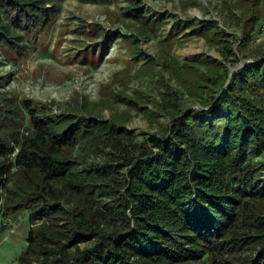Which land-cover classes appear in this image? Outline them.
I'll return each mask as SVG.
<instances>
[{
    "label": "trees",
    "instance_id": "obj_1",
    "mask_svg": "<svg viewBox=\"0 0 264 264\" xmlns=\"http://www.w3.org/2000/svg\"><path fill=\"white\" fill-rule=\"evenodd\" d=\"M59 2L0 0L7 61L26 55L28 32L45 31ZM144 4L129 0L128 15L151 32ZM251 16L243 38L194 27L222 60L167 52L158 79L169 72L203 107L184 112L181 89L167 84L157 113L171 123L142 141L126 115L56 114L3 91L0 76V222L26 213L30 225L16 264H264V51L236 73L228 66L251 57L263 27L259 10Z\"/></svg>",
    "mask_w": 264,
    "mask_h": 264
},
{
    "label": "rangeland",
    "instance_id": "obj_2",
    "mask_svg": "<svg viewBox=\"0 0 264 264\" xmlns=\"http://www.w3.org/2000/svg\"><path fill=\"white\" fill-rule=\"evenodd\" d=\"M235 2L145 0V14L153 27L151 32H141L140 25L128 15L129 0H60L51 25L45 31L34 28L28 32L30 47L24 57L15 55L14 61H7L0 50V76L5 78L2 90L16 94L20 101L49 104L56 114H97L104 119L126 115L127 128L142 141L149 134H160V123H171L168 115L157 113L161 90L167 84L181 86L167 71L163 73L166 81L158 79L167 52L182 61L222 60L204 37L194 33L197 24L217 23L231 36L243 38L248 30L244 26L259 10L263 27L251 34L246 47L250 59L239 55V62L228 66L236 73L259 62L253 54L264 51V0ZM241 44L234 43L235 53ZM180 89L184 112L202 109L193 90ZM149 94L150 100H146ZM130 99L138 104L129 103ZM151 114L158 122L150 121ZM29 229L26 213L5 220L3 225L0 222V264L18 263L27 248ZM254 253L258 250L247 252L249 256Z\"/></svg>",
    "mask_w": 264,
    "mask_h": 264
},
{
    "label": "bare ground",
    "instance_id": "obj_3",
    "mask_svg": "<svg viewBox=\"0 0 264 264\" xmlns=\"http://www.w3.org/2000/svg\"><path fill=\"white\" fill-rule=\"evenodd\" d=\"M204 50V49H203ZM194 51V50H193ZM198 51H200V50H198ZM202 52V51H201ZM186 56V55H185Z\"/></svg>",
    "mask_w": 264,
    "mask_h": 264
}]
</instances>
